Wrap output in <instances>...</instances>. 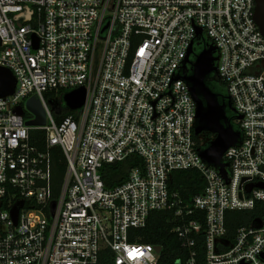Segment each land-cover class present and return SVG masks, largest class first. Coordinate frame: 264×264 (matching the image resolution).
Listing matches in <instances>:
<instances>
[{
    "label": "built area",
    "instance_id": "2783aa9c",
    "mask_svg": "<svg viewBox=\"0 0 264 264\" xmlns=\"http://www.w3.org/2000/svg\"><path fill=\"white\" fill-rule=\"evenodd\" d=\"M255 7V0H0V80L10 90L0 95V264H92L104 248L113 264H158L160 251L131 241L130 229L165 209L174 211L171 231L188 251L186 264H195L199 240L204 264H264V33ZM196 41L215 48L214 72L239 132L220 159L225 177L200 157L194 132L196 102L182 65ZM78 87L84 103L57 120L46 94L63 90L62 99ZM31 93L47 125L28 126L24 110L16 112ZM34 129L44 132L41 149L31 142ZM54 148L65 160L56 193ZM131 154L142 165L106 187L102 166ZM183 169L204 180L187 202L169 190L172 172ZM250 210L251 222L230 236L226 212Z\"/></svg>",
    "mask_w": 264,
    "mask_h": 264
},
{
    "label": "trees",
    "instance_id": "16d2710c",
    "mask_svg": "<svg viewBox=\"0 0 264 264\" xmlns=\"http://www.w3.org/2000/svg\"><path fill=\"white\" fill-rule=\"evenodd\" d=\"M62 92L63 90H59L57 91V94ZM55 93L56 92L53 91L48 92L47 94L52 95ZM58 99L62 101L60 97ZM58 99H48L49 102L54 104L56 119L60 120L66 115L75 116L74 111L65 108V106L60 107L57 105ZM23 117L25 119L28 117L26 112H24ZM204 133L210 137V140L206 144L199 143L200 150L205 148L214 138V136L211 137L210 132L204 131ZM30 136L32 144L36 145L40 149L43 148V130H31ZM51 158L52 183L54 192L56 193L60 188L62 177L65 172V160L59 148L52 149ZM141 165L142 159L136 154H131L121 161L104 164L100 172L105 186L113 187L122 183L127 178L128 172L132 167ZM203 186L204 180L202 175L193 169L173 171L171 180L169 182V190L172 192H177L186 202L190 201L192 196L199 193ZM257 206H259V204ZM255 215V210L227 211L226 226L228 229V234L231 236L236 227L250 223L252 217ZM175 224L176 218L172 209L152 211L149 213L146 223L143 227L130 229L131 236L129 239L131 241L138 239L140 242L151 243L154 246H160L161 250L159 252L158 264H186L188 259V251L181 246L177 235L171 231ZM136 236H138V238H136ZM195 248L197 250L195 264H204V250L201 240L197 242ZM92 264H113L112 251L108 248L102 249L99 252L97 260Z\"/></svg>",
    "mask_w": 264,
    "mask_h": 264
},
{
    "label": "water",
    "instance_id": "95a60500",
    "mask_svg": "<svg viewBox=\"0 0 264 264\" xmlns=\"http://www.w3.org/2000/svg\"><path fill=\"white\" fill-rule=\"evenodd\" d=\"M254 18L264 33V0H255ZM37 47V38L33 36V48ZM215 48L214 46L204 47L198 54H194V60L191 61V72L184 76L188 83L189 91L196 102V126L194 132L198 135L202 131L214 133V138L209 144L199 150L200 157L207 163L218 167L219 173L225 177V163H221L220 159L224 151L233 145L239 138V132L230 124L226 114L225 105L219 103L218 96L205 83V78L216 70L214 65ZM192 53V45H190L186 57L183 61V71L185 72V63L187 56ZM9 90V83L0 80V95ZM85 99V89L78 87L67 91L62 96L64 106L69 110H75L82 106ZM233 110V108H232ZM18 114H23L21 106L16 108ZM11 215L16 220L18 214V206L15 204L11 208ZM160 246H155V251L159 252ZM264 257V254H262Z\"/></svg>",
    "mask_w": 264,
    "mask_h": 264
},
{
    "label": "rangeland",
    "instance_id": "374dc122",
    "mask_svg": "<svg viewBox=\"0 0 264 264\" xmlns=\"http://www.w3.org/2000/svg\"><path fill=\"white\" fill-rule=\"evenodd\" d=\"M202 48H203L202 44H197L196 42H194V44L192 46V53L190 54L191 59L193 58L192 61L194 60V54H198L202 50ZM214 75H215V72L214 71L211 72L207 76V78H205V80H206L205 83L209 86L210 89H213L214 92L221 93V94H227V90L224 87V85L221 84ZM59 96H60V94L55 93L52 95L47 94L45 97L47 107L52 114L55 113L54 104L52 102H49L48 99L53 98L55 100V99H58ZM57 105H59L60 107H64V105L62 104V101H60L59 99H58ZM21 106H22L24 112H26L28 115V117L25 119L26 125H28V126H43V125H47L49 123L48 119L45 115V110H44L43 104L34 93H31L26 98H24L21 101ZM225 113L229 118H231L230 119L231 125L234 128H236L237 123L235 121V118L233 117V115H234L233 110L230 109L229 107H227L225 109ZM210 133H211V137L215 136L214 133H212V132H210ZM197 139H198V141H200L199 143L206 144L210 140V137H208L204 133V131H202L197 135Z\"/></svg>",
    "mask_w": 264,
    "mask_h": 264
},
{
    "label": "flooded vegetation",
    "instance_id": "af4514ba",
    "mask_svg": "<svg viewBox=\"0 0 264 264\" xmlns=\"http://www.w3.org/2000/svg\"><path fill=\"white\" fill-rule=\"evenodd\" d=\"M196 43L197 44H202V46H203V48L204 47H206L205 46V43L203 42V41H196ZM202 48V49H203ZM193 59V58H192ZM192 59H191V55L189 54L188 56H187V62L185 63V72H190V70H191V61H192ZM216 78H217V80L221 83V84H223L219 79H218V77H217V75H216V73H215V75H214ZM207 78V77H206ZM206 81V80H205ZM224 85V84H223ZM224 87L226 88V86L224 85ZM212 91H213V89H211ZM227 90V89H226ZM214 92V91H213ZM214 93H216L217 94V98H218V101H219V103H221V104H224L225 105V108L224 109H226L227 107H229L230 109H232L233 107H232V104H231V101H230V99H229V95H228V93L227 94H221V93H217V92H214ZM226 114V113H225ZM227 116V115H226ZM227 118H228V120H229V122H230V124H231V121H230V119L231 118H229L228 116H227Z\"/></svg>",
    "mask_w": 264,
    "mask_h": 264
}]
</instances>
